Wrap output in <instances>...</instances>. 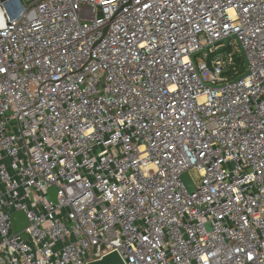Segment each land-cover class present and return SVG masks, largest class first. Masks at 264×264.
<instances>
[{
    "label": "built area",
    "instance_id": "2783aa9c",
    "mask_svg": "<svg viewBox=\"0 0 264 264\" xmlns=\"http://www.w3.org/2000/svg\"><path fill=\"white\" fill-rule=\"evenodd\" d=\"M19 2L11 21L0 2V264H264V0Z\"/></svg>",
    "mask_w": 264,
    "mask_h": 264
},
{
    "label": "water",
    "instance_id": "95a60500",
    "mask_svg": "<svg viewBox=\"0 0 264 264\" xmlns=\"http://www.w3.org/2000/svg\"><path fill=\"white\" fill-rule=\"evenodd\" d=\"M2 3V6L6 12V15L8 17V20H12L13 18H18L19 14L22 11V6L19 2V0H0ZM10 24L9 22H7ZM230 38H234L236 41V45L238 47V52L243 58L244 67H247V60L245 57L244 50L240 44V42L237 40L235 35H232V37H228L222 40L223 43H226ZM194 56V55H193ZM192 56V57H193ZM248 74V71L246 70L242 75L238 77V79L243 78ZM182 179L184 180L187 188L192 191L193 185L192 182L188 176L187 173H184L182 176ZM50 198L54 202L55 201V188L51 187L49 188ZM12 230L14 233H19L22 238H24V233L22 232L23 227L27 224V220L24 216V214L20 211L13 213L12 217ZM90 264H124L121 258L118 256L116 252H111L104 257H102L100 260L91 262Z\"/></svg>",
    "mask_w": 264,
    "mask_h": 264
},
{
    "label": "rangeland",
    "instance_id": "374dc122",
    "mask_svg": "<svg viewBox=\"0 0 264 264\" xmlns=\"http://www.w3.org/2000/svg\"><path fill=\"white\" fill-rule=\"evenodd\" d=\"M22 1H23L24 3H28V2H30V1H32V0H22ZM228 44H229L228 47L231 46L232 44H234V46H235L236 48H238L237 45H236V41H235V40H229V43H228ZM191 174H192V176L194 177V179H196V177H197L196 172L191 171Z\"/></svg>",
    "mask_w": 264,
    "mask_h": 264
},
{
    "label": "trees",
    "instance_id": "16d2710c",
    "mask_svg": "<svg viewBox=\"0 0 264 264\" xmlns=\"http://www.w3.org/2000/svg\"><path fill=\"white\" fill-rule=\"evenodd\" d=\"M236 56L238 67L240 70H243V58L238 51L236 52Z\"/></svg>",
    "mask_w": 264,
    "mask_h": 264
}]
</instances>
